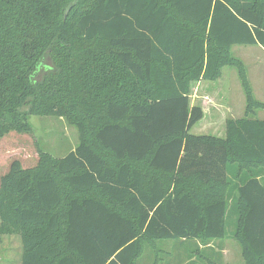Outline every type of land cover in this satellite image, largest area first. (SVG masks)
<instances>
[{
    "label": "trees",
    "instance_id": "16d2710c",
    "mask_svg": "<svg viewBox=\"0 0 264 264\" xmlns=\"http://www.w3.org/2000/svg\"><path fill=\"white\" fill-rule=\"evenodd\" d=\"M235 45L264 49V0H0V139L33 115L79 133L1 177L0 235H20L21 264H139L145 243L230 238L264 264V119L191 133L193 84L225 66L264 110Z\"/></svg>",
    "mask_w": 264,
    "mask_h": 264
},
{
    "label": "rangeland",
    "instance_id": "374dc122",
    "mask_svg": "<svg viewBox=\"0 0 264 264\" xmlns=\"http://www.w3.org/2000/svg\"><path fill=\"white\" fill-rule=\"evenodd\" d=\"M231 53L245 65L252 89L253 85L257 88L256 96L253 89L254 97L264 103V49L259 45H235ZM244 95L237 70L230 66H225L221 77L215 81L195 82L190 95L191 104L203 108L204 118L191 129V133L224 137L228 119L264 118L263 109L248 108ZM30 122L31 132H11L0 139V180L15 159L20 160L24 168H32L36 166L41 151L62 157L78 145V130L66 117L33 115ZM155 245L145 243L139 264H246L239 243L232 238L213 242V253L209 247L195 251L194 242L169 240ZM220 250L221 255L215 253ZM22 253L19 234L0 235V264H21ZM156 256H159L158 261Z\"/></svg>",
    "mask_w": 264,
    "mask_h": 264
},
{
    "label": "crops",
    "instance_id": "0c3cea01",
    "mask_svg": "<svg viewBox=\"0 0 264 264\" xmlns=\"http://www.w3.org/2000/svg\"><path fill=\"white\" fill-rule=\"evenodd\" d=\"M253 89H254V93H255V96L258 94V92L256 93V91H257V88L253 85ZM239 90V89H238ZM240 91V90H239ZM244 92V91H243ZM242 96H243V94H242ZM245 96V95H244ZM260 101V100H259ZM262 119H264V118H262ZM264 178V177H263Z\"/></svg>",
    "mask_w": 264,
    "mask_h": 264
}]
</instances>
